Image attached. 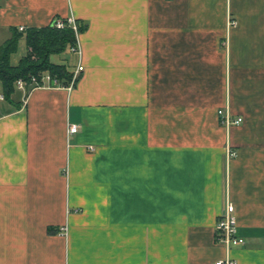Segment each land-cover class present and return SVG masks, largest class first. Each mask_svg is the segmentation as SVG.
<instances>
[{
    "label": "crops",
    "instance_id": "crops-1",
    "mask_svg": "<svg viewBox=\"0 0 264 264\" xmlns=\"http://www.w3.org/2000/svg\"><path fill=\"white\" fill-rule=\"evenodd\" d=\"M54 18L81 69L1 91L0 264H214L228 202L264 264V0H0V45Z\"/></svg>",
    "mask_w": 264,
    "mask_h": 264
},
{
    "label": "trees",
    "instance_id": "trees-1",
    "mask_svg": "<svg viewBox=\"0 0 264 264\" xmlns=\"http://www.w3.org/2000/svg\"><path fill=\"white\" fill-rule=\"evenodd\" d=\"M44 27H28L23 31L11 28V36L0 45V83L2 94L9 97L15 90L17 80L30 83L32 77L39 80L40 76L47 73L56 79L59 84H69L72 74L64 64H54L50 61L52 55L62 52L75 45L76 35L67 24L62 29H57L53 21ZM64 22H66L64 20ZM77 33L82 27L77 21ZM24 41L25 53L17 65H10V57L16 52L20 40Z\"/></svg>",
    "mask_w": 264,
    "mask_h": 264
},
{
    "label": "built area",
    "instance_id": "built-area-1",
    "mask_svg": "<svg viewBox=\"0 0 264 264\" xmlns=\"http://www.w3.org/2000/svg\"><path fill=\"white\" fill-rule=\"evenodd\" d=\"M66 24L72 28V30L74 31L77 37V25L73 19H68L66 22H64L61 19H56L53 21V25L57 29H62ZM23 30H24L23 27L18 28V31L20 32ZM70 51L73 53H78L77 48H71ZM80 69L81 68L79 66L76 68V70L72 75V79L70 83L67 85V87L70 88L74 84L75 79L78 73L80 72ZM15 85L19 89L26 90L28 87L33 88L44 85L55 86V85H59V83L56 79L51 78L49 74L45 73L40 76L39 80L35 77H32L29 84H27L23 80H17ZM219 115H220L221 123L226 127H230L232 125H238L243 121L242 117L240 116L234 117L230 112H227L224 109L219 110ZM77 131H78V125L76 124L68 125V133L73 134L76 133ZM228 154L229 157H234L237 155V151L229 150ZM215 233H216L215 235L216 242L222 244L225 247L227 251V255L225 257L216 260L214 264H239L238 261L233 256H231L230 251L235 246L244 245L245 239L238 232V226L235 218V206L232 202L227 203L224 212L220 215L215 226Z\"/></svg>",
    "mask_w": 264,
    "mask_h": 264
},
{
    "label": "rangeland",
    "instance_id": "rangeland-1",
    "mask_svg": "<svg viewBox=\"0 0 264 264\" xmlns=\"http://www.w3.org/2000/svg\"><path fill=\"white\" fill-rule=\"evenodd\" d=\"M25 53V45L23 40H20L18 43V48L15 53H13L10 57V65L15 66L17 65L19 59L24 55ZM70 59V56L66 51L62 52L61 54L52 55L50 57V61L54 64H68V60ZM69 66V65H68ZM71 68V67H69ZM1 84H0V95H1ZM6 102V99L4 101H0V105H4Z\"/></svg>",
    "mask_w": 264,
    "mask_h": 264
}]
</instances>
